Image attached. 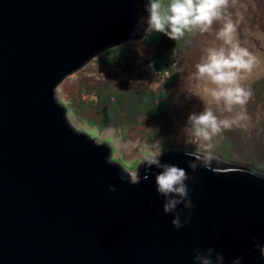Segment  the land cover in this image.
<instances>
[{"label":"water","instance_id":"95a60500","mask_svg":"<svg viewBox=\"0 0 264 264\" xmlns=\"http://www.w3.org/2000/svg\"><path fill=\"white\" fill-rule=\"evenodd\" d=\"M146 3L0 0V264H193L208 247L225 264H264L255 248L264 245V173L221 159L224 172L193 173L185 151L196 150H163L162 163L192 177L194 208L179 206L177 230L156 191L159 169L130 184L111 146L74 128L55 98L67 75L145 35L136 24ZM176 44L163 34L158 49Z\"/></svg>","mask_w":264,"mask_h":264},{"label":"rangeland","instance_id":"374dc122","mask_svg":"<svg viewBox=\"0 0 264 264\" xmlns=\"http://www.w3.org/2000/svg\"><path fill=\"white\" fill-rule=\"evenodd\" d=\"M167 0H163L167 5ZM231 21L236 40L256 63L240 81L251 98L241 109L209 105L218 119L243 111L247 120L213 137L211 151L221 160L246 164L264 173V0H228L221 18L207 32H186L174 48L161 52L163 34L144 35L139 44L128 40L107 48L57 86L55 98L67 110L71 125L107 143L112 160L129 174H138L148 152L188 149L204 152L208 142L186 144L183 132L191 114L207 105L197 95L207 82L196 78V65L208 50L223 46L217 33ZM256 64V65H255ZM258 69V70H257Z\"/></svg>","mask_w":264,"mask_h":264},{"label":"clouds","instance_id":"9594fccd","mask_svg":"<svg viewBox=\"0 0 264 264\" xmlns=\"http://www.w3.org/2000/svg\"><path fill=\"white\" fill-rule=\"evenodd\" d=\"M228 0H169L165 6L163 0H147L144 11L147 17H140L136 28H144L145 36L149 33H162L170 40H179L186 32L198 29L207 32L213 22L221 18V10L226 7ZM236 26L231 21L226 22L217 33V38L223 41V46L208 50L207 58L196 65V78L206 81L207 84L197 94L207 105L205 111L200 114L193 113L189 116L187 126L183 132L188 137L186 144L208 142L204 152L185 151V155L191 157L188 167L195 173L198 169H204L213 174L225 171L220 165L223 163L211 151V143L214 136L223 130L231 129L234 125L240 126L247 120L245 112L237 113L234 118L218 119L212 108V103L223 104L224 110L233 112L234 107L241 109L252 96L250 89L241 86L240 81L244 74L249 72L255 58L250 52L240 46L236 40ZM137 33L133 32V36ZM129 43L139 44V41L131 40ZM145 172L131 174L128 182L139 185L147 180L153 167L159 169L155 173L156 191L164 199L163 212L173 217L172 226L179 230L185 226L186 219H182L178 208H194L190 198L188 181L192 179L183 168L174 164L162 163L158 154L148 152L144 155ZM264 259V245H255ZM244 257L232 260L231 264H242ZM193 264H225V257L215 252L212 247L201 251L197 249L192 257Z\"/></svg>","mask_w":264,"mask_h":264},{"label":"bare ground","instance_id":"6f19581e","mask_svg":"<svg viewBox=\"0 0 264 264\" xmlns=\"http://www.w3.org/2000/svg\"><path fill=\"white\" fill-rule=\"evenodd\" d=\"M256 61H257V60H255V63H256ZM256 64H257V63H256ZM256 64H255V65H256ZM253 66H254V65H253ZM257 70H258V69H257Z\"/></svg>","mask_w":264,"mask_h":264},{"label":"trees","instance_id":"16d2710c","mask_svg":"<svg viewBox=\"0 0 264 264\" xmlns=\"http://www.w3.org/2000/svg\"><path fill=\"white\" fill-rule=\"evenodd\" d=\"M169 2V0H167V2L166 3H168Z\"/></svg>","mask_w":264,"mask_h":264},{"label":"flooded vegetation","instance_id":"af4514ba","mask_svg":"<svg viewBox=\"0 0 264 264\" xmlns=\"http://www.w3.org/2000/svg\"><path fill=\"white\" fill-rule=\"evenodd\" d=\"M178 41V40H177Z\"/></svg>","mask_w":264,"mask_h":264}]
</instances>
